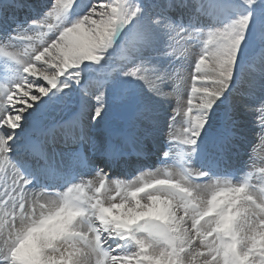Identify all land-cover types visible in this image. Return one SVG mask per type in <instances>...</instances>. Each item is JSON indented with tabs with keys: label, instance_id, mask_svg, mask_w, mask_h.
I'll return each instance as SVG.
<instances>
[{
	"label": "snow or ice",
	"instance_id": "snow-or-ice-1",
	"mask_svg": "<svg viewBox=\"0 0 264 264\" xmlns=\"http://www.w3.org/2000/svg\"><path fill=\"white\" fill-rule=\"evenodd\" d=\"M255 125L264 0H0V264H264Z\"/></svg>",
	"mask_w": 264,
	"mask_h": 264
},
{
	"label": "rangeland",
	"instance_id": "rangeland-1",
	"mask_svg": "<svg viewBox=\"0 0 264 264\" xmlns=\"http://www.w3.org/2000/svg\"><path fill=\"white\" fill-rule=\"evenodd\" d=\"M248 119H251L249 117ZM253 129L248 130V143L245 144V147L241 150L240 156L238 158H234L232 166L234 168L243 169L244 171L240 174L243 175L246 171H254V165L259 164V160L261 158V152L264 150V142L261 141L259 136V126H253ZM255 143V148L253 149L252 143ZM250 156L253 159H250ZM237 159V161H234ZM90 178V177H89Z\"/></svg>",
	"mask_w": 264,
	"mask_h": 264
},
{
	"label": "bare ground",
	"instance_id": "bare-ground-1",
	"mask_svg": "<svg viewBox=\"0 0 264 264\" xmlns=\"http://www.w3.org/2000/svg\"><path fill=\"white\" fill-rule=\"evenodd\" d=\"M155 159V157H153ZM158 166V165H157Z\"/></svg>",
	"mask_w": 264,
	"mask_h": 264
}]
</instances>
